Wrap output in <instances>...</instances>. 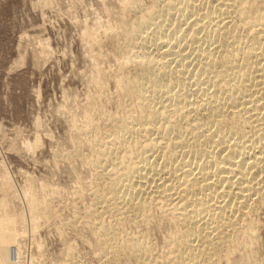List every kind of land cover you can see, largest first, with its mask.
I'll list each match as a JSON object with an SVG mask.
<instances>
[{
    "label": "bare ground",
    "instance_id": "obj_1",
    "mask_svg": "<svg viewBox=\"0 0 264 264\" xmlns=\"http://www.w3.org/2000/svg\"><path fill=\"white\" fill-rule=\"evenodd\" d=\"M150 1L114 44L128 50L117 58L131 74L115 80L136 113L99 125L93 110L85 114L83 130L96 143L83 159L104 187L92 195L103 206L125 202L126 213L147 223L153 203L174 213L176 229L165 240L170 264H233L239 250L236 264H264L253 219L264 202V0ZM137 2L121 1L130 9ZM72 136L80 148L79 132ZM107 222L95 231L100 259L127 251L135 264H159L150 243L120 238Z\"/></svg>",
    "mask_w": 264,
    "mask_h": 264
},
{
    "label": "rangeland",
    "instance_id": "obj_2",
    "mask_svg": "<svg viewBox=\"0 0 264 264\" xmlns=\"http://www.w3.org/2000/svg\"><path fill=\"white\" fill-rule=\"evenodd\" d=\"M121 1L0 0V264H135L127 251L99 258L95 231L107 221L120 238H143L159 264H170L165 240L176 229L174 213L153 203L147 223L126 209L127 216L122 214L125 202L98 206L92 194L104 187L83 159L96 143L84 127L85 114L93 110L91 121L99 125L104 118L136 113L115 80L122 71L121 77L131 74L117 58L128 50L114 44L120 27L153 3L138 0L130 9ZM76 131L81 149L73 140ZM46 205L51 215L45 218ZM256 208L255 255L264 263V202Z\"/></svg>",
    "mask_w": 264,
    "mask_h": 264
}]
</instances>
